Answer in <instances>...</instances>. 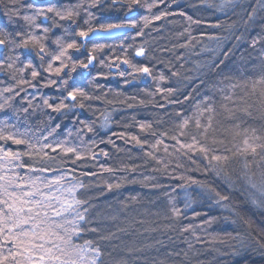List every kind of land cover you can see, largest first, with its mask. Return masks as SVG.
<instances>
[{"label":"snow or ice","instance_id":"6c2138e0","mask_svg":"<svg viewBox=\"0 0 264 264\" xmlns=\"http://www.w3.org/2000/svg\"><path fill=\"white\" fill-rule=\"evenodd\" d=\"M0 5L5 8L4 15L10 24L16 23L13 17L24 21L22 26L12 29L0 28V52H9L6 57L0 55V75L7 74L10 81L0 80V264H103L105 253L100 242L85 238L101 231L98 226H94L96 221L92 216L95 197L90 193L94 189L103 195L121 188L125 183H140L166 193L168 189L175 192L180 188L187 194L189 187L196 186L211 202L210 206L224 207L238 219L243 217H240L239 210L234 211L231 207L233 194H239L240 208L247 206L264 212V171H261L260 179L256 181L253 176L248 175L250 164L247 162V157L251 154L254 158L259 156L256 167L264 165V137L259 135L255 128L241 129L239 124H235V136L243 135V141L242 147L234 146L233 151L220 147L224 144L223 135L209 136L210 130L216 131L217 126H222L224 121L235 118V89L240 85L225 78L227 83L221 80L213 86H219L222 93L223 103L218 111L215 99L199 91L204 81L195 84L192 90L185 94L187 88L193 85L199 76H186L179 70L171 71V77L176 78L178 84L184 81L187 83L183 89L163 88L160 84L166 79L163 72L156 76L154 66L135 60L147 56L144 44L135 48L134 57L127 55L133 47V44L127 43L128 37L135 42L137 37L147 35L145 29L153 21L170 22L168 18L176 16L183 18L180 25L183 30L177 33L176 39L179 41L186 38V42L179 47L193 55L215 53L216 49L229 40L239 43L260 21V32L250 41L251 46L255 48L258 44H264V15H261L264 12V0H213L212 3L190 5L194 10H214L213 14H219L214 23L204 14L189 15L179 8L178 0H75V3L46 7H37L33 3H25L24 0H9L7 4L0 0ZM160 5L165 6L164 10L154 11L159 9ZM173 5H176L179 11L170 12L168 9ZM93 9L123 11V16L104 20L101 19L100 13L94 12ZM145 11L147 14H144ZM230 15H234L236 19L228 23L227 18ZM136 16H141L143 23L135 19ZM220 16L225 19H220ZM37 18H42L44 22L51 21V26L47 23H36ZM80 19H83V24L79 23ZM61 22L74 25V33ZM203 27L222 30L227 35H209L202 31L201 38L206 37L210 42H214L216 48L204 46L200 52H195L196 43L199 41L192 42V30ZM241 27L243 32L237 35ZM57 28L63 30V35L53 39L51 33ZM155 30L162 31L163 26ZM37 31L40 34H33ZM113 32L122 33L125 40L87 47L96 34ZM49 40L55 47L48 44ZM18 49L32 53L39 60V66L32 59L21 62ZM106 49L113 53L120 51L126 55H117L109 60L101 55ZM83 51H87L83 59L73 55ZM231 51L232 49H229L219 55L227 59ZM261 52L264 53V48H261ZM219 55L197 62L195 70L199 71L203 67L218 69L224 63L219 60ZM184 59L183 54L176 57L177 61ZM97 61L101 67H108L110 72L114 66L117 69L115 75L122 79L124 86H131L148 78L156 81L155 92L149 91L146 94L152 97L149 102L164 112V117L153 122L139 121L133 115L131 119L138 126V133L127 132V128L132 125L126 124L125 131L112 134L125 144H133L143 153V156L138 158L141 160L139 164H123L121 168L99 164L97 167L101 155L106 158L110 156L109 151L104 148L96 151L99 144L107 143L116 147L111 136L107 140L96 137L100 131L108 128L112 113L117 109L113 107L112 112L105 110L99 125L95 121L81 119L79 113L91 108L92 101L105 105H112L114 102L108 99L107 92L98 95L86 91L74 82L73 75L78 73V70H83L87 76H91V70L97 66ZM20 63H23V67L18 69L20 77L17 78L15 70ZM122 65L126 67L122 68ZM168 67L171 70L174 65L169 64ZM180 67L183 68L184 65L181 64ZM26 70L30 71L31 79L26 77ZM87 76L82 78L87 79ZM100 78L107 80L115 76L97 72L91 83L95 84ZM38 81L42 83L38 84ZM96 87L98 91L103 89L102 85L97 84ZM243 87L247 89L248 85ZM28 88L34 89V92L29 93ZM44 88H55L58 95L45 96L41 91ZM251 89L253 95L259 90L258 99L261 105H264V76L255 79ZM157 94H160V99H156ZM115 95L116 102L126 104L127 108L137 106L134 103L137 100L136 95H125L124 99H119L123 93ZM238 99L243 102V97ZM38 101H42V106ZM144 103L143 99L139 100V104ZM38 109L50 110L51 113L65 118L74 113L72 125L75 132L71 129L62 132L61 123H55L53 126V117L50 114L48 120L41 121V126L35 130L31 126L21 130L18 126L20 113L25 114L24 123L28 125L27 116ZM243 111L250 115L251 105ZM6 112H11L12 116H4ZM221 112L225 114L224 120L218 119ZM13 116L16 123L10 122ZM88 134H92L90 139ZM12 145L24 147L14 149ZM117 151L120 149L117 148ZM235 157H240L245 162L241 173L233 179L232 175L226 172V168L229 161ZM118 171L124 172L125 175L117 176ZM193 172L201 173L204 179L194 177ZM129 174H139L142 179H129ZM157 175L170 183H160ZM174 181L180 183L174 187L171 183ZM131 199L134 202L137 200L136 197ZM168 205L172 218L176 220L185 217L191 209L187 200L183 208L177 207L170 194ZM122 207L127 209L128 205L122 203ZM201 215L199 212H193L191 219L194 221ZM203 215L207 216V213ZM216 223V217L208 216L198 225L189 223L183 226L181 231L195 232L198 228L201 233L207 235ZM109 238L101 236L100 240ZM233 239L238 240L239 248L234 247L232 255H238L240 249L246 250L249 247L258 251L264 250L262 235L253 236L250 240H241L237 234ZM219 242L226 243L222 239ZM261 254L264 255V252Z\"/></svg>","mask_w":264,"mask_h":264},{"label":"trees","instance_id":"16d2710c","mask_svg":"<svg viewBox=\"0 0 264 264\" xmlns=\"http://www.w3.org/2000/svg\"><path fill=\"white\" fill-rule=\"evenodd\" d=\"M9 0H4L7 4ZM25 3H33L37 7H46L49 5H63L75 3V0H24ZM212 3L213 0H178L179 8H182L189 15L197 16L204 14L208 16L210 22H216L217 16L219 14H213L214 10L209 9L205 12L204 9L194 10L190 5L193 3ZM218 2V0H217ZM107 5H105V8ZM164 5H160L159 9H154V11L159 12L164 10ZM176 5H173L168 10L170 12L179 11ZM5 8L0 5V28L7 27L12 29L13 27L22 26L24 21L17 20L15 24H10L8 18L4 15ZM94 12H99L101 19L110 20L117 16H123V11H102L100 9H93ZM31 14V13H29ZM144 14H147L145 11ZM264 15V12L261 13ZM58 19V18H57ZM135 19L143 23L141 16H136ZM151 20V17H149ZM170 22L164 21H153L148 28L145 29L147 35L144 37H137L135 42L132 41L131 37H128L127 43L133 44V47L129 49L127 55L129 57H134L135 48L144 44L146 46L147 56L144 58H135L136 62L149 64L154 66V75L158 76L161 72L165 75V81H161L160 84L163 88H184L187 81L182 83H177V79L171 77V71L179 70L186 76H199V79L194 82L193 85L189 86L185 91H191L195 84H200V81L204 83L200 86L199 91L206 93L210 97H213L217 102V109L220 110V104L223 103L222 93L219 91V86L217 82L229 78L232 83L240 85L235 89V96L237 98V104L235 108V118L226 120L223 122L222 126H217L216 131L210 130L209 136H220L223 135L224 144L220 147H227L235 151L234 146H241L243 141V135L235 136L237 129L234 128L235 124H239L241 129H252L255 128L258 134L264 137V105H261L258 99L259 90H257L256 95L252 94L251 84L252 82L264 76V53L261 52V48H264V44H258L255 48L251 46V38L256 36L260 32L259 24L252 28L247 34L244 40L237 43L235 40H229L220 48L216 49L215 53H203L199 56L193 55L191 52L186 51L184 48L179 47L180 44L186 42L185 39H180L177 41L176 35L183 29L180 27L182 23L181 17H169ZM220 19L224 20L225 17L220 16ZM236 19L234 15H230L227 18V22L231 23ZM36 23H47L51 26V21L44 22L42 18H37ZM70 31L74 33L75 26L67 25ZM80 24H83V19H80ZM95 23V22H93ZM163 26V30L157 32L155 28ZM205 32L209 35H227V33L222 30L212 29L203 27L200 29L193 28L192 36L196 43L194 49L195 52H200V49L204 46L211 48H216L214 42H210L206 37L201 38V32ZM243 32V27L236 33L239 35ZM33 34H40L38 31ZM134 34V33H133ZM62 29H53L51 37L54 39L56 36H62ZM125 37L123 34L109 37V38H94L91 39L87 47L91 48L93 44L107 43L114 44L124 41ZM51 47H55L51 44V40L48 41ZM176 45L174 48L173 46ZM229 49L232 51L229 53L227 59L223 55H219L221 52H228ZM20 53L21 62L28 59H32L33 62L39 66V60L30 52L23 49H18ZM183 54L185 56L184 60L177 61L176 57ZM2 56H8L9 52L3 50L0 52ZM78 59H83L87 55V51H83L80 54H73ZM111 60L114 56L123 57L126 55L123 52L117 51L115 53L105 50L101 54ZM213 55H219V60H223L224 63L219 66L218 69H209L208 67H203L199 71H196V63L210 60ZM217 60V63H219ZM172 64L174 67L169 69L168 65ZM183 64L184 67L181 68L180 65ZM46 66V64L44 65ZM23 67V63L17 65L15 70V75L17 78L20 77L18 69ZM125 68L126 66H121ZM12 71V70H8ZM92 75L87 76V73L83 70H78V73L74 75V82L85 88L86 91L92 93L95 92L98 95H102L104 92L108 93V99L112 100L114 103L112 105H105L99 101H92L91 108L80 112L79 116L81 119L95 121L97 125L102 121V113L107 110L112 112L113 107L117 111L112 113V119L109 121L108 128L99 132L96 137L100 139L101 137L105 140L109 136L115 141L116 147L111 144H99L96 151L98 152L100 148H104L109 151L110 156L108 158L100 156L97 163L99 164L111 165L115 168H121L123 164L131 165L132 163L139 164L141 162L139 157L143 156V153L135 147L133 144H125V142L117 136H113V133H119L125 131V125H132L127 128V132L136 134L139 132L138 126L134 124L131 117L135 115L136 119L139 121H156L164 117V112L157 109L149 101L152 97L148 96L147 92H155L156 81L148 78L146 80H139L131 86H124L123 81L119 76H116L117 69L113 66L111 72L108 67H101L97 61V66L91 70ZM97 72H102L110 77L115 76V78H109L107 80L100 78L95 84L91 83L92 78L96 76ZM26 77L31 79L30 71L26 70ZM46 75V74H45ZM87 76V79L82 77ZM130 78V77H129ZM171 78V79H168ZM55 79V77H53ZM0 80L5 82H10L7 74L0 75ZM42 83V81L37 82ZM102 85V91H98L96 85ZM247 84L248 88L245 89L243 86ZM111 90V91H109ZM45 96H56L58 95L55 88H44L41 89ZM29 93H33L34 89L28 88ZM116 93H123L120 95L119 99H124L125 95L131 96L136 95L137 100L134 102L137 104L134 108H127V105H121L116 102ZM243 97V102H240L238 98ZM143 99L145 103L143 105L139 104V100ZM156 99H160V94H157ZM163 102L162 100L160 101ZM19 103V101H17ZM42 106V101H38ZM251 105L250 115L246 114L243 109L248 108ZM172 108H169L171 111ZM48 114L53 117L52 124L55 123L62 124V132H66L71 129L73 133L75 128L72 125V118L74 113H70L67 118L58 115L56 113H51L50 110H36L35 113L27 116L28 125H25V114L20 113L19 127L23 130L27 126H31L33 130L41 126V121L48 120ZM4 116H12L11 112H6ZM224 113L218 117L220 120H224ZM166 118V117H165ZM11 123H16L15 117H12ZM170 123V121H169ZM92 134H88L90 139ZM264 142V141H262ZM14 149L23 148L24 146L12 145ZM117 148L120 151H117ZM260 150L258 149V152ZM161 154L162 151H161ZM231 156L232 153L230 152ZM131 157V158H130ZM259 161V156L255 158L249 154L247 157V162L250 164L248 170V175L253 176L256 181L260 179L261 171H264V165L261 167H256ZM245 161L240 157H235L231 159L226 168V172L232 175L235 179L238 174L242 171V165ZM145 174H148L145 172ZM117 176L123 177L124 172H117ZM192 175L201 180L204 176L201 173L193 172ZM107 176V174H105ZM136 177L142 179L139 174H129V179ZM157 179L162 184L170 183L165 178L157 175ZM173 186L179 184L180 181L171 182ZM95 197L93 200V212L92 216L95 218V225L98 226L101 231L98 234H90L85 237L86 239H94L100 242V246L104 250L103 264H264V255L261 252L264 250H256L252 247L248 249H240L238 255H232L234 247L239 248V242L233 237L239 234V239L250 240L251 237L262 235V229H264V212H260L254 208H240L241 198L239 194H233L231 200V207L234 211L239 210L240 217L243 219H238L236 215L228 211L224 207H219L212 205L211 202L206 199V196L202 193L201 189L196 186H191L187 189V194L177 188L175 192L171 189L165 191L159 189H153L150 186H144L140 183H125L121 188L116 189L112 192L105 193L103 195L96 189L91 193ZM169 194L171 195L172 201L177 207L183 208L185 201L191 204V209L188 210L187 215L179 220L172 218V214L169 211L168 199ZM227 194V193H225ZM136 197L137 200L134 202L131 198ZM122 203L128 205L127 209L122 207ZM193 212H199L202 215L196 220H192ZM203 213H207L203 215ZM208 216L216 217L217 223L209 229L208 234L205 235L199 231L198 228L195 232H182L181 228L183 226L192 223L194 226L198 225L202 220L207 219ZM246 221H251L247 223ZM101 236H109L107 240H100ZM199 237V239H197ZM226 241V243H220V240ZM82 242V241H81Z\"/></svg>","mask_w":264,"mask_h":264},{"label":"water","instance_id":"95a60500","mask_svg":"<svg viewBox=\"0 0 264 264\" xmlns=\"http://www.w3.org/2000/svg\"><path fill=\"white\" fill-rule=\"evenodd\" d=\"M120 34H122V33H120V32H113V33H110V34L98 33L95 36H93L91 39L101 38V37L109 38V37H114V36H117V35H120Z\"/></svg>","mask_w":264,"mask_h":264}]
</instances>
